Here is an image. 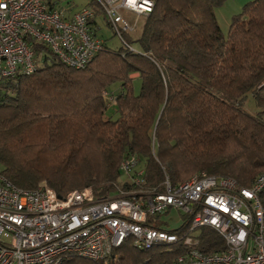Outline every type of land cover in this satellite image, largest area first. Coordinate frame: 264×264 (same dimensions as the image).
Wrapping results in <instances>:
<instances>
[{
  "label": "trees",
  "instance_id": "1",
  "mask_svg": "<svg viewBox=\"0 0 264 264\" xmlns=\"http://www.w3.org/2000/svg\"><path fill=\"white\" fill-rule=\"evenodd\" d=\"M152 1L141 27L123 32L119 48L104 39L86 67H70L31 40L36 72L0 81V172L14 185L46 181L61 196L91 187L103 198L119 186L120 165L132 154L147 184L160 189L166 175L174 185L206 173L250 187L264 173V0L246 4L227 37L216 16L226 0ZM90 5L89 23L97 24L103 10ZM115 82L116 96L109 92ZM249 93L255 115L244 109ZM199 237L204 253L225 250L214 229L201 228ZM187 251L182 239L117 250L122 264H176ZM62 264L100 263L71 256Z\"/></svg>",
  "mask_w": 264,
  "mask_h": 264
},
{
  "label": "built area",
  "instance_id": "2",
  "mask_svg": "<svg viewBox=\"0 0 264 264\" xmlns=\"http://www.w3.org/2000/svg\"><path fill=\"white\" fill-rule=\"evenodd\" d=\"M95 1L122 40L154 7L152 0ZM94 17L92 5L73 11L48 0H0V81L36 72L31 40L48 45L70 67H86L105 44L89 23ZM120 170L125 183L103 198L91 187L65 196L44 182L24 189L0 172V264H62L71 256L122 264L117 250L126 242L151 249L180 239L188 251L176 264H264V173L250 187L206 173L174 185L166 175L160 189L147 184L135 154ZM171 209L181 212L184 225L160 228L159 217ZM203 227L221 236L225 250L200 249Z\"/></svg>",
  "mask_w": 264,
  "mask_h": 264
},
{
  "label": "rangeland",
  "instance_id": "3",
  "mask_svg": "<svg viewBox=\"0 0 264 264\" xmlns=\"http://www.w3.org/2000/svg\"><path fill=\"white\" fill-rule=\"evenodd\" d=\"M59 2L61 7L77 11L84 8L88 3L91 2V0H59ZM248 3H246L245 0H226L224 3H222L216 8V16L218 19V23L225 37L229 35V30L233 18L236 15L240 14L243 11L245 5ZM142 21L143 18L139 19V27H141ZM98 23L100 27V29H98L97 31L98 36L107 39L110 47L119 48L121 45H123V42L120 37L114 33L113 29L106 25L105 15L103 12H101L99 15ZM132 45L138 47L137 42H133ZM132 85L134 88V92L136 94L139 93L142 85V81L139 76L137 78H133ZM120 89L121 84L119 82H115L109 87V92L113 93L116 96L120 92ZM104 92L105 90L103 91V93ZM114 109L115 107L109 106V109L107 110V115L114 116ZM244 109L251 115H255L259 110L252 96V93H249L247 98L245 99ZM116 117L117 116H115L114 118ZM125 181L126 177L124 175H121L118 179V185H123ZM43 182L47 183L46 181ZM113 193L114 191L109 193L107 196ZM184 223L185 219L181 216V212L176 209H171L168 212L163 213L158 219V224L168 230L180 229L184 225Z\"/></svg>",
  "mask_w": 264,
  "mask_h": 264
},
{
  "label": "crops",
  "instance_id": "4",
  "mask_svg": "<svg viewBox=\"0 0 264 264\" xmlns=\"http://www.w3.org/2000/svg\"><path fill=\"white\" fill-rule=\"evenodd\" d=\"M49 2H53L54 3V7H61V5H60V2H59V0H48ZM250 2V1H253V0H245V2L246 3H248V2ZM88 5H90V3H88L86 6H88ZM53 7V6H52ZM74 11V10H73ZM125 16L126 17H128V18H131V15H130V13H126L125 14ZM98 18H99V15L96 17V20H97V24H93L92 26H93V28L96 30H98V29H100V27H99V23H98ZM98 33V32H97ZM139 76V74L138 73H135V74H133L132 75V77H134V78H137Z\"/></svg>",
  "mask_w": 264,
  "mask_h": 264
}]
</instances>
